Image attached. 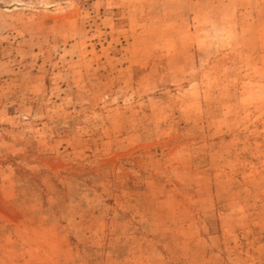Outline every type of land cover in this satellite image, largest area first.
<instances>
[{
  "label": "rangeland",
  "instance_id": "1",
  "mask_svg": "<svg viewBox=\"0 0 264 264\" xmlns=\"http://www.w3.org/2000/svg\"><path fill=\"white\" fill-rule=\"evenodd\" d=\"M0 264H264V0H0Z\"/></svg>",
  "mask_w": 264,
  "mask_h": 264
}]
</instances>
